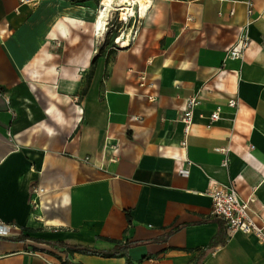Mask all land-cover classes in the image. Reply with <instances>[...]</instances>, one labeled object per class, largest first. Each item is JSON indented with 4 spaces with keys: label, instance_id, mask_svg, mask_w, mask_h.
I'll list each match as a JSON object with an SVG mask.
<instances>
[{
    "label": "crops",
    "instance_id": "crops-1",
    "mask_svg": "<svg viewBox=\"0 0 264 264\" xmlns=\"http://www.w3.org/2000/svg\"><path fill=\"white\" fill-rule=\"evenodd\" d=\"M98 1L0 0V264H127L64 246L111 240L133 264H264L208 194L233 184L264 219V0H153L124 47Z\"/></svg>",
    "mask_w": 264,
    "mask_h": 264
},
{
    "label": "built area",
    "instance_id": "built-area-1",
    "mask_svg": "<svg viewBox=\"0 0 264 264\" xmlns=\"http://www.w3.org/2000/svg\"><path fill=\"white\" fill-rule=\"evenodd\" d=\"M22 2H31V0H21ZM134 1V0H133ZM153 1V0H151ZM251 6V3H249ZM134 9L133 13H129L126 10L121 17L125 22H129L130 20H134L136 14L138 18H140V7L137 3H133L131 6ZM251 12V10H249ZM133 18V19H132ZM136 30L133 33H129V43L131 39L135 38ZM123 35V34H122ZM119 38V37H118ZM117 38V39H118ZM116 44L120 47V44L116 41ZM250 41L247 34H243L240 38V41L236 46L231 48L228 51V57L231 58H240L243 57L244 51L249 46ZM2 91L0 90V94ZM238 101L233 98L229 100L230 106H236ZM200 101L197 96H191L187 98V107L183 111L182 121L184 122V131H185V139L182 141V145H187L186 137L191 132V127L195 122V111L199 106ZM221 118V110L220 108L213 111L208 117L207 125L211 126L214 122L218 121ZM224 150V149H219ZM224 165H228V159L226 158L223 161ZM180 174L184 176L189 175V170L182 169L179 171ZM42 189L35 190L36 192H41ZM208 194L212 199V213L216 216L222 217L227 222V227L230 233L241 232L247 235H254L260 243H264V219L261 224L256 223V221L252 217L253 210L251 208V203L254 201L253 198L243 199L238 191L235 189L233 184H224L218 181H212L208 188ZM36 205V203H35ZM10 229L9 226L4 225L3 221L0 220V233L6 234L8 233L6 230Z\"/></svg>",
    "mask_w": 264,
    "mask_h": 264
},
{
    "label": "rangeland",
    "instance_id": "rangeland-1",
    "mask_svg": "<svg viewBox=\"0 0 264 264\" xmlns=\"http://www.w3.org/2000/svg\"><path fill=\"white\" fill-rule=\"evenodd\" d=\"M101 2L102 0H99L97 2L98 9L101 7ZM137 3L138 6L141 8L144 7L146 1L140 0L137 1ZM113 7L114 8L111 10L110 16L107 20V25L105 26V30L103 31V40L105 43L104 45L117 46L116 44L117 38L122 36V34H124L122 37L126 39V34L128 35L129 33H133V31L136 28L135 26H138L140 24V19L136 14V17L134 18L135 21L130 20L129 22H125L123 19H121V17L124 16L122 13L125 11L121 10L120 7L116 5H114ZM146 11L147 10L144 8H143V13L141 12V10L139 11L141 18L144 17Z\"/></svg>",
    "mask_w": 264,
    "mask_h": 264
},
{
    "label": "bare ground",
    "instance_id": "bare-ground-1",
    "mask_svg": "<svg viewBox=\"0 0 264 264\" xmlns=\"http://www.w3.org/2000/svg\"><path fill=\"white\" fill-rule=\"evenodd\" d=\"M137 1L140 0H102L99 10V20L97 23L98 32L102 33L105 30V26L107 25V20L110 16L111 10L114 8L113 6L116 5L120 7L123 11H128V14L131 12H134V9L131 8L133 3H137ZM146 3L144 4V7H141L140 10L143 13V8L148 10V8L151 6L152 1L151 0H144ZM140 4V3H139ZM138 5V3H137ZM125 12H123L124 14ZM124 35V34H123ZM122 35V36H123ZM120 36L117 39V42L120 44L121 47L127 46L129 44V37L126 34V39L124 37Z\"/></svg>",
    "mask_w": 264,
    "mask_h": 264
},
{
    "label": "trees",
    "instance_id": "trees-1",
    "mask_svg": "<svg viewBox=\"0 0 264 264\" xmlns=\"http://www.w3.org/2000/svg\"><path fill=\"white\" fill-rule=\"evenodd\" d=\"M126 216H127L128 222L132 224L133 220H132V216L129 210L126 212ZM111 241L116 243V247L113 249V251H102L96 248L80 246V245H64V246H66L67 251L71 254L74 252H81L85 254L102 255L105 257L124 256L126 257L127 264H133L131 260V256L128 252L129 246L125 243H122V241L120 240H111ZM216 241H217L216 238H214L212 240V244H214ZM61 245L63 246V243H61ZM63 264H80V263H74L66 259L65 261H63Z\"/></svg>",
    "mask_w": 264,
    "mask_h": 264
}]
</instances>
